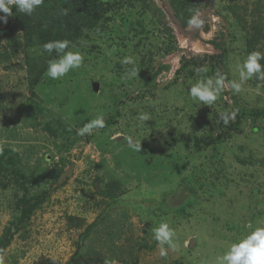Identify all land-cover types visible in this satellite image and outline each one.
I'll return each instance as SVG.
<instances>
[{
    "label": "rangeland",
    "instance_id": "obj_1",
    "mask_svg": "<svg viewBox=\"0 0 264 264\" xmlns=\"http://www.w3.org/2000/svg\"><path fill=\"white\" fill-rule=\"evenodd\" d=\"M104 1L59 38L83 63L58 80L56 53L13 10L0 21V264H216L264 227V79L239 77L264 54V0ZM217 72L212 106L190 97ZM100 116L103 129L77 135ZM161 222L175 232L165 256Z\"/></svg>",
    "mask_w": 264,
    "mask_h": 264
},
{
    "label": "clouds",
    "instance_id": "obj_2",
    "mask_svg": "<svg viewBox=\"0 0 264 264\" xmlns=\"http://www.w3.org/2000/svg\"><path fill=\"white\" fill-rule=\"evenodd\" d=\"M44 3V0H0V12L4 15L0 16V21L7 23L8 16L12 15V8L17 11L31 16L34 11ZM189 28L199 29L202 21L198 16H192L188 20ZM70 42L68 40H54L42 45L43 52L51 55L53 52L56 56L50 59L47 64L46 75L52 80H58L68 74L70 71L79 69L83 63V56L78 51H66L69 49ZM264 60V54L259 51L250 52L243 64L239 66L240 81H248L253 76L258 79H264V65L260 61ZM123 64H133L131 57H125ZM197 71L206 73L208 69L201 67ZM130 76L137 75L135 69ZM226 77L217 72L214 77L199 79L189 89V95L203 105L212 106L218 99L220 93L225 88ZM230 87L234 93L241 91V83L236 81L230 82ZM237 112L221 114L220 119L225 125L230 120H234ZM147 116L141 115L140 120L146 121ZM105 127V121L102 116L89 120L77 130V135H90L94 130H100ZM128 146L133 151L141 150V143H133L128 140ZM153 239L158 242L161 256H165V245L175 249L173 243L175 232L166 222H161L158 227L152 229ZM216 264H264V227H256L252 229L246 236L232 243L228 249L217 257Z\"/></svg>",
    "mask_w": 264,
    "mask_h": 264
},
{
    "label": "trees",
    "instance_id": "obj_3",
    "mask_svg": "<svg viewBox=\"0 0 264 264\" xmlns=\"http://www.w3.org/2000/svg\"><path fill=\"white\" fill-rule=\"evenodd\" d=\"M103 4H105L104 0H44V3L31 16L17 11L15 7L12 10L14 15L18 16L21 27L35 35L37 43L34 46L42 49L44 43L63 37L69 26H76L81 14L91 12L93 15L94 10ZM253 38L258 37L251 34L249 42H252ZM26 215L27 212L24 211L22 217Z\"/></svg>",
    "mask_w": 264,
    "mask_h": 264
},
{
    "label": "water",
    "instance_id": "obj_4",
    "mask_svg": "<svg viewBox=\"0 0 264 264\" xmlns=\"http://www.w3.org/2000/svg\"><path fill=\"white\" fill-rule=\"evenodd\" d=\"M0 37H1V34H0ZM97 88L98 87L95 85V89H97ZM48 159H49V157H48ZM73 168H74V163H72L68 169H66L65 171L62 172V174L59 177L58 182H62L66 177L71 176ZM195 243H196V239L192 238L190 241L189 247H193L195 245Z\"/></svg>",
    "mask_w": 264,
    "mask_h": 264
}]
</instances>
